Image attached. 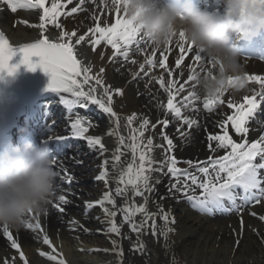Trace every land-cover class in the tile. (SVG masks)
<instances>
[{"label": "snow or ice", "instance_id": "6c2138e0", "mask_svg": "<svg viewBox=\"0 0 264 264\" xmlns=\"http://www.w3.org/2000/svg\"><path fill=\"white\" fill-rule=\"evenodd\" d=\"M3 2L7 4L12 12L17 11L18 8H29L39 9L41 14L39 15V23L32 25V27H37L40 30V38L35 42L24 44L14 49L5 34L0 31V74L12 75L17 71L19 64L13 65L9 61L16 54V51H19L21 54L20 64L25 65L30 71H34L39 67L49 74L50 82L48 87L51 90L61 94H70L74 98L67 100L62 97V102L69 106L70 110L73 104H78L81 108L96 105L104 113L108 114L115 124V128L110 129L108 133L118 137V146L112 158L113 170L119 173L115 178L117 187L114 189V193L115 196L124 197L125 203L117 208L113 190L109 189L103 193L99 200L91 203L86 202L85 204L86 212L95 206L101 207L105 216L104 222L108 225L105 229L107 233L119 237L122 224L127 223L130 230L139 235L142 230L149 227L148 221L151 220L152 234L156 235L157 214L148 211L147 202L149 197L145 196V192L151 193L154 191V187L151 184V173L153 171H161L164 166L167 167V172L176 181L170 185L169 191L180 192L193 208L203 214L231 213L239 211L242 206L249 203L260 204L264 200V174H262V170H264V134L260 135L258 140L249 142L247 139L249 121L255 118L256 112L261 104L264 103V76L245 74L247 82L257 84L259 90H254L250 96L245 95L240 103L228 100L227 107L232 110V113L220 125L223 134L208 136L210 150L226 149L223 156L213 158L210 155L207 160L195 163L191 160L184 161L189 167L180 169L177 167L179 161L173 155H166L165 160L159 162L160 167H154L158 162L155 161L152 153L155 147H161V145H154L152 136L145 137V132L150 126V120L144 117L138 127H133L132 123L136 119V114L133 113L126 117V126L130 130V135L127 137L129 142H126L125 136L118 131L121 117L113 110L114 95H122V89H113L111 85L106 84L104 78L105 69L103 67L99 71L93 72L91 63L83 64L77 58V46H80L82 42H87L93 52L96 51L98 46H107L112 50L111 55L108 57L109 62L114 63L120 59L132 64L137 63L135 60L129 61V54L133 51V48L144 53V46H151V54L145 55L144 62L139 64L137 72L132 73V78L133 80L137 78L143 79V77L149 75L152 69L157 67L158 63L159 68L163 69L168 76L167 81H165L163 75L159 78L153 77L160 88L167 93V103L162 105L164 112L166 115L170 113L174 119L179 120L181 124L187 125L189 129L196 125L197 122L183 115L180 105L183 108H188L199 99L193 81L197 73H201L211 66L210 60L185 42L175 43V48L179 49V56L175 61L176 67L179 68L186 57H190L191 60L188 65L187 79L177 88V81L172 79L173 70L167 64L169 56L166 53L174 52V49L170 47L172 43L170 42L163 47L162 51H159V59L157 61V50L159 48L154 47L151 41L140 32L139 28L135 26L133 19L127 17L126 12L121 11L120 6L126 0H114L116 5L114 22L108 23L104 21V26H101L100 18L94 16L95 26L88 28L82 35H79L75 30L65 31L60 18L62 16L71 17L74 13L81 11L86 0H79V3L68 11H65V9L72 4L73 0H51L50 5L47 4V0H3ZM252 3L264 9V0H252ZM101 4L104 5L102 0ZM48 25H53L60 30L58 40H51L45 35ZM181 36H183V33H181ZM103 55L101 53V58H103ZM0 78H2V75H0ZM229 79L231 80V78ZM189 84H191L192 90L188 91L187 95L179 101V104L175 103L176 96L180 92L185 91V86ZM224 95L214 100L204 98V109L212 111L217 104L222 105L224 103L222 99ZM192 110L195 111V108ZM169 123L168 119L157 121V124H163L164 126L161 129V135L167 144L166 153H171L175 147L172 139L164 134V129L169 126ZM260 123L264 126V122ZM85 124V118L77 115L70 125L72 136L86 139L90 148L95 149L98 147L100 154L103 155L107 149L102 143L101 137L85 136V133L92 126L90 123L87 126ZM229 124L238 136L243 137L239 143L234 141L232 136L229 135ZM156 126V124H151L153 129ZM177 131L179 132L180 129L177 128ZM181 135L184 136L187 133L182 132ZM56 139L64 140L66 137L58 136ZM212 141L217 142L215 147H213ZM122 147L131 151L132 160L126 167L120 169L117 166L121 161V156L124 154L121 151ZM108 163V160L103 161L101 173L96 177L97 180L104 182L106 188L110 183L107 170ZM56 164L57 159L53 156V166ZM193 168L195 172L190 171ZM65 178L68 183L73 179L72 176L67 174L66 170L61 179ZM197 188L200 190L199 195H195ZM129 190H131L132 198L128 197ZM136 196L143 197L144 203L137 205L134 201ZM58 200L60 204L54 205V207H57L63 213L64 208L61 205L67 204L68 201L65 195H60ZM106 205H111V208ZM159 211L162 213L160 218L165 225L175 222L174 218L171 221L169 220L170 211L164 212L163 208H160ZM118 213L122 216L121 224H117L115 219ZM138 214L143 217L139 223L134 219ZM252 215L256 214L252 213ZM29 216L35 223L26 221L24 226L32 230L39 229L43 233L39 220L40 215L32 216V214H29ZM259 219L264 221V216H260ZM71 223L73 229L78 224L76 221ZM241 226H243V220H241ZM80 227L83 226L80 225ZM84 231L87 232L88 229H84ZM171 231L172 229L166 228L161 234L166 238ZM3 234L11 242V247L19 252V259L23 261V264H30L24 252L21 251L17 240L9 232L7 225L3 227ZM111 243L113 245L111 251L118 257L117 264H122V248L117 240H112ZM43 244L47 245L51 252L39 251L41 257H46L48 261L54 262V264H66L63 255L53 246L47 234L43 235ZM143 248L142 241L139 244H133L134 251L142 252ZM103 251L109 250L105 249Z\"/></svg>", "mask_w": 264, "mask_h": 264}, {"label": "bare ground", "instance_id": "6f19581e", "mask_svg": "<svg viewBox=\"0 0 264 264\" xmlns=\"http://www.w3.org/2000/svg\"><path fill=\"white\" fill-rule=\"evenodd\" d=\"M77 1L78 0H73L72 4L69 5L65 11L70 10L71 7L78 4ZM50 2L51 0H47L48 5H50ZM82 7L84 8L83 10L74 13L71 17L62 16L60 18V22L65 31L75 30L79 35L84 34L88 28L95 26L96 21L93 19L94 16L100 18L102 22L101 26H104V21L108 23L114 22L116 15L115 10L102 5L101 0H86ZM0 19L3 29L14 42L19 40H23L24 42H28V40L36 41L40 38V30L37 27H32V25L39 23V17L34 13L16 16L15 19H17L18 26L15 29L11 27L12 19L10 16L0 14ZM59 32L60 30L57 31V34L50 35L48 31H46L45 35L50 39L58 40ZM76 51L77 57L83 64H92L93 72L99 71L101 67L105 69L104 78L106 84L111 85L113 89H122V95H114L113 110L121 117L118 131L121 135L125 136L126 142H129L127 141L129 134L123 127L126 125V117L133 113L136 114V119L133 120V122L137 121L140 124L144 117L150 120V126L145 132V137L152 136L154 145H159L157 144V140L165 142L161 135V129L164 126L163 124H157V121L164 120L162 117L164 115L162 105L167 103V93L160 88L159 84L156 83V79H153V77L159 78L163 75L165 81H167L168 76L163 69L159 68L158 63L157 67L152 69L148 76L143 77V79L137 78L133 80L132 73L139 70V64L144 62L145 55H147L146 52L141 53L133 48V51L130 52L129 61L135 60L137 63L132 64L130 62L122 63L118 60L114 63L109 62L108 57L111 55L112 50L107 46H98L96 51L93 52L91 46L87 42H82L80 46H77ZM101 53L104 54L103 58H101ZM175 56V54L170 55L167 63L169 68L173 70L172 79L175 81L180 80V83H182L184 81V77L182 78L183 73L189 72V69L188 67L186 68L187 65H184L183 68L174 70L172 61ZM156 59L158 61L159 57L157 56ZM242 63L244 64V71H251L254 68L250 64ZM141 75L143 74L141 73ZM185 87L192 90L191 84ZM148 95H150L149 98ZM198 95L199 99L194 105L188 108H183V106L180 105L182 107V114L197 122L191 129L185 124L182 127L184 130L183 133H188L189 138L192 137L193 139L190 143V145L193 144L192 148H187L186 145L183 146V139L176 141V137H182L181 133H179V136L175 133H170L168 136L172 139L175 146L171 155L179 161V164L188 160L194 163L207 160V158L212 155V151L209 148L210 142L208 136L218 134V129L221 128L220 125L222 121L226 120V117L232 113L227 107V102L229 100L228 96L225 97L224 104L219 112L206 114V112L200 108L204 103L202 102L204 101V96L202 93H198ZM245 95L246 94H242V96ZM184 96H186L184 91L180 92L178 98L176 97L174 102L177 101L176 103L179 104V101L182 100ZM66 98L70 100L74 99L70 94H66ZM232 98L234 99L233 102H241L240 95H233ZM151 100H153L154 103L150 105L149 102H151ZM74 106H76L78 111L81 109L78 104H74ZM193 108H195V111L192 110ZM84 109L85 108H83V110ZM168 120L170 122V119ZM105 124V126H107L105 132L102 131V127L95 126L96 131H91L90 134L85 136L101 137V141L107 149L103 157H105L108 162L113 163L112 158L118 146V137L108 134L110 129L115 128V124L108 114L105 119ZM151 124L157 125L155 129L151 128ZM171 124L173 128H179L181 126V122L176 119H173ZM251 126L252 125L249 124V127ZM228 132L231 134L234 141L238 143L243 139L242 136L234 134L229 127ZM220 134H223V132ZM262 134H264V126H254L250 129L247 139L249 141L250 137L253 136L252 139L258 140ZM211 143L213 146L216 145V142ZM179 147H181L180 150H178ZM92 150L100 154L98 147ZM121 151L129 158L122 160L124 162L122 168H124L131 162L132 153L129 149L123 147ZM160 151L161 147H155L152 153L155 161L158 162L154 167H160L159 162L164 161L161 158ZM66 167L68 168V164H66ZM165 168L167 167L164 166L161 171H153L151 173V184L154 187V191L148 196V204L153 212L157 214L156 217L162 215L159 211L160 208H163L164 212H169V209L174 208L175 205L180 203V200L184 198L180 192L175 190L169 191L170 185L176 181L168 172L166 173L167 170L165 171ZM190 170H194L193 172H195L194 168ZM161 172H163V174H161ZM59 177L60 176H57L56 182H61V185L66 183V179L62 180L61 177ZM116 177L117 171L113 170V164H111L109 180L114 185L113 188L117 187L115 181ZM157 181H159V183H157ZM60 191L61 190L58 189L55 195L56 197L54 196V201L57 204H60L58 200V197L61 195ZM105 191L106 190L103 192L99 191L97 195L94 197L92 196L93 198L86 202L91 203L99 200L102 197L100 193H104ZM199 193L200 190L197 188L195 194ZM88 196L87 194V198ZM162 197L163 199H161ZM66 199L68 201L69 197H66ZM69 204H71L70 201L61 206L67 208ZM72 206L76 211L79 209V211L83 213L81 219L90 220V222L93 223V218L95 217L105 220L104 213L99 206L92 208V210H98L94 211L95 215L93 217H86L85 204L82 205L80 201L78 202L77 200L76 204ZM106 206L110 207V205ZM179 207L181 206L179 205ZM181 213L184 214L183 217L180 221L175 222L170 229H172V239L176 246L177 254L186 264H264V221L259 219L260 216H264V200L259 205L251 208L247 213L236 215L228 219H220L218 222H213L211 225L204 219L198 217L191 218V216L183 212V210H181ZM252 213L256 215H252ZM69 215V212L65 209L64 212L61 213L58 208L46 206V212L39 216L40 224L44 232L43 235H48L53 246L63 255L66 264H117L118 258L112 256L113 251L111 250L113 246L105 245L101 240L93 241L87 238L86 234L92 236L93 231H79L78 226L82 225V222L80 220H72V216L69 220ZM241 220H243V226H241ZM72 221L78 222L74 229L71 223ZM62 224L66 226H62ZM9 232L13 235V238L17 240L21 251L24 252L30 264H54V262L48 261L46 257H41L39 255V251H44L45 253L51 252V249L43 244V235H37L35 230L28 229L25 226L9 228ZM125 237L126 235L124 234L123 238ZM91 244L93 245L91 246ZM233 245H237L236 251L233 250ZM119 246L122 248L123 252H126L124 245L119 244ZM105 249L109 251H103ZM141 253L147 263L156 264V257L153 253L147 251L145 248H143ZM5 262H7V264H23V261L19 259V252L11 247V242L2 232L0 233V264H5ZM146 262L142 259H138L136 264H146ZM122 264H127L124 258H122Z\"/></svg>", "mask_w": 264, "mask_h": 264}, {"label": "clouds", "instance_id": "9594fccd", "mask_svg": "<svg viewBox=\"0 0 264 264\" xmlns=\"http://www.w3.org/2000/svg\"><path fill=\"white\" fill-rule=\"evenodd\" d=\"M102 2L116 7L114 0ZM224 2L222 17L198 8L193 0H126L120 8L154 47L185 42L208 58L211 66L197 73L193 82L197 93L214 100L247 90L244 64L230 40L234 34L264 27V9L252 0ZM57 176L49 150L31 141L0 151V224L19 228L29 214L46 212Z\"/></svg>", "mask_w": 264, "mask_h": 264}, {"label": "rangeland", "instance_id": "374dc122", "mask_svg": "<svg viewBox=\"0 0 264 264\" xmlns=\"http://www.w3.org/2000/svg\"><path fill=\"white\" fill-rule=\"evenodd\" d=\"M149 97H150V95H148V98ZM149 103L151 105V103H154V102H153V100H151V102H149ZM88 117H89L88 120H90L96 124H103L105 121V118L97 112V109H96V112L93 111V116H88ZM132 124H133V127L139 126V122H137V121L133 122ZM164 130L166 131V134L169 133L171 131V126L169 125ZM177 135H179V132L177 133ZM183 140H185V138H183ZM185 142H187V141H185ZM78 149H80V146H78ZM87 152L88 151H85L83 156H82L83 159L85 158L84 161L82 159V163H83L82 166L77 168V170L79 169L78 173H80V171L82 169V172H81L82 177L81 178L78 177V180L76 181L77 182L76 187L81 188V190H82L81 193L77 196L78 201L80 200V202H82V205H84V203L86 201H88L89 199H92L95 195H97L99 193V191L104 189L101 182H98V180L96 179V177L99 176V174L101 173L102 163L104 161V158L102 155L98 156L97 154H94L93 150L89 154H87ZM121 161H122V156H121ZM121 161L119 162L118 166L121 164ZM187 166L188 165L184 164L181 167L185 169ZM87 194L89 195L88 198H87ZM100 195H101V193H100ZM113 195H114V198L116 200L117 208L123 206L125 203V198L121 197V196H115V193H113ZM145 196H148V192H145ZM128 197L131 198L129 193H128ZM141 198L143 200L142 203H144V198L143 197H141ZM110 207H111V205H110ZM147 209L149 212H151V213L153 212V210L151 209V207L149 206L148 203H147ZM190 209H191V207H190V204L188 202H184L182 204V207H179V205H176L174 208L169 209V211H170L169 220L171 221L174 218L175 222L180 221V219L184 215L183 213H181V210H183V212H185L186 210L190 211ZM94 211H96V209L95 210H89L87 212V215L89 217H93L95 215ZM82 215H83V213L81 211H79V209H78L77 213L73 214L72 217L75 220L82 221V223H83L82 230L83 231H84V229H88V231H93L92 236L89 234H86L87 238H89L90 240H93V241L101 240V242H104L105 245H112L111 241L116 240V238H119L116 235L111 234V233H107L105 231V229L108 227V225L104 222L105 220H103L99 217H95V218H93L94 219V223H93V222H90V220H82L81 219ZM160 217L161 216L156 217V235L152 234V228L150 227V225L152 223L151 220L148 221L149 227L142 230V232L139 235L137 233L134 234L130 230L129 225L127 223H124V224H122V227H121V234H126L127 237L122 238L121 234H120L119 240L126 247L127 246L130 247L131 245L133 247V244H139L142 241L144 247L147 248V250L150 251L151 253H153V255L156 257V260H155L156 264H186L181 258H179V255L177 254L176 246L173 243V239H171L170 232L168 233L166 238L164 235L161 234L163 231L166 230V228H170L173 225V223L170 222L167 225H165L164 221ZM191 217L194 218V217H200V216H197L196 214L192 213ZM115 219H116L117 224H121V221H122L121 214L118 213V215L116 216ZM134 219L137 223H139L143 219V217L138 214ZM208 224L211 225L213 223L208 222ZM80 230H81V228H80ZM88 245H90V244H88ZM92 245L93 244H91V246ZM233 250H235V251L237 250V245H233ZM112 256L115 258L117 257L114 252L112 253ZM123 257L127 259L128 264H136V261L138 259H140V260L142 259L143 261H145V258L142 256L141 251H134L133 250L132 252H130V251H128L126 253L123 252ZM159 257H160V260H159ZM149 259H150V257H149ZM146 264H148V263L146 262Z\"/></svg>", "mask_w": 264, "mask_h": 264}]
</instances>
